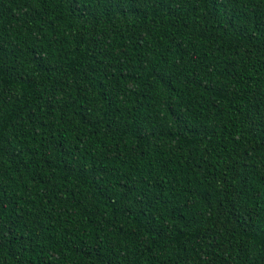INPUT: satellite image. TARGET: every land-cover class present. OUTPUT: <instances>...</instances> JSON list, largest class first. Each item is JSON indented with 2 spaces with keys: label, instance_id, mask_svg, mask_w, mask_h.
<instances>
[{
  "label": "trees",
  "instance_id": "1",
  "mask_svg": "<svg viewBox=\"0 0 264 264\" xmlns=\"http://www.w3.org/2000/svg\"><path fill=\"white\" fill-rule=\"evenodd\" d=\"M0 264H264V0H0Z\"/></svg>",
  "mask_w": 264,
  "mask_h": 264
}]
</instances>
